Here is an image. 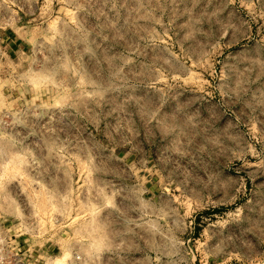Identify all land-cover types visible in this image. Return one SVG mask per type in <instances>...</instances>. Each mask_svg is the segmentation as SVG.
Here are the masks:
<instances>
[{"label":"rangeland","instance_id":"1","mask_svg":"<svg viewBox=\"0 0 264 264\" xmlns=\"http://www.w3.org/2000/svg\"><path fill=\"white\" fill-rule=\"evenodd\" d=\"M0 264H264V0H0Z\"/></svg>","mask_w":264,"mask_h":264}]
</instances>
